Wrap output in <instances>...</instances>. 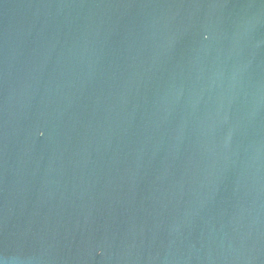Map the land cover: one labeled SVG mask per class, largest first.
<instances>
[{"label":"water","instance_id":"water-1","mask_svg":"<svg viewBox=\"0 0 264 264\" xmlns=\"http://www.w3.org/2000/svg\"><path fill=\"white\" fill-rule=\"evenodd\" d=\"M0 264H264V0H0Z\"/></svg>","mask_w":264,"mask_h":264}]
</instances>
